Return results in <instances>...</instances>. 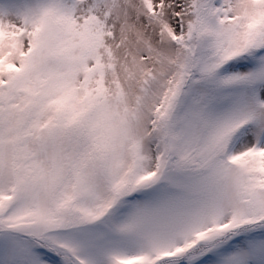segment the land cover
Returning a JSON list of instances; mask_svg holds the SVG:
<instances>
[{
    "label": "snow or ice",
    "instance_id": "6c2138e0",
    "mask_svg": "<svg viewBox=\"0 0 264 264\" xmlns=\"http://www.w3.org/2000/svg\"><path fill=\"white\" fill-rule=\"evenodd\" d=\"M0 264H264V0H0Z\"/></svg>",
    "mask_w": 264,
    "mask_h": 264
}]
</instances>
